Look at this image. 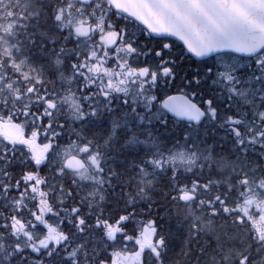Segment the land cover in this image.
<instances>
[{
  "label": "snow or ice",
  "instance_id": "1",
  "mask_svg": "<svg viewBox=\"0 0 264 264\" xmlns=\"http://www.w3.org/2000/svg\"><path fill=\"white\" fill-rule=\"evenodd\" d=\"M41 7L43 6L41 5ZM64 8V4L47 8L46 12L48 15L44 17L45 22L50 17L54 22L53 26L57 27L61 33L65 31L64 25L71 23L70 20H66ZM34 15L37 19L36 31L30 34L29 43L36 45V37L38 35L41 37L42 45L43 40L56 45L58 43L56 34H49L47 31L41 29L40 12L36 11ZM22 45V40H17L15 43L0 40V49L8 53L4 57L8 61V67H11L13 62L21 63V60L17 58L15 53L20 52ZM60 53H63L62 47ZM72 55L74 57L71 61L73 76L80 77L81 56L79 52H73ZM49 64L50 70L56 72V65L62 64L60 55L56 54L54 62L50 59ZM171 78L175 79L174 74H172ZM39 83H44L43 78L39 80ZM190 83L199 84L201 81L197 77L194 81H190ZM79 90L84 91L83 87H80ZM88 91H92V89H88ZM85 95H87V92H85ZM33 96L36 97L35 102L29 103L26 107L20 105L19 101L16 103V107H21L24 115L17 113L14 108L10 107V102L5 100L3 104H0V117L11 116L17 123L21 122V120H28L30 126L33 127L39 121L40 126L45 129V139L50 140V142L59 148L62 144L60 137H64L65 133L63 130L66 127V121L60 119L62 106L56 104L54 94L48 93L46 88L37 90L35 84L29 92V98L31 99ZM41 96L43 97L42 100L39 99ZM193 100H195V94H193ZM104 102L108 105L107 111H115L111 100L105 97ZM122 102L125 105L128 103L127 100ZM162 102V98L157 95L152 104L155 105ZM84 103L88 107V112L83 116L81 123L99 115V109L91 98L88 101H84ZM203 103L207 108L212 109V111H205L203 118L197 117L194 122L187 124L185 130L173 142L171 148H166L164 146L166 142L162 139L163 136L171 135L167 131L169 125L168 114H155L154 119L153 107H146L141 112L134 106L133 113L137 115V123L142 127L144 135L138 136L133 133L123 143L118 145L117 150H128L129 145L133 147L140 145L148 150V153L140 160L135 158L130 159L127 164V171L118 168L114 163L109 165L107 159L98 157L93 163L97 165L94 171L99 175V183L93 181L89 185L77 184L75 177H73L68 181L70 187H68L65 194L64 183L61 182L58 186V192L53 193L60 196L57 201L58 208H53L49 216L45 217V219H49L50 217L58 218L61 229L65 230L61 243L55 245V251L52 244H46L43 249L37 250H33L31 247L23 249L17 244V254L20 255L21 261L28 259L27 252L31 251L33 253L31 264H45L44 257L51 264H55L53 257L62 249L64 254L60 264H112L113 253L118 248H127L130 243H134L133 238L137 232L142 231L147 240L153 241L155 237L152 235L150 229L156 225V221H150L147 227L143 223L138 224L135 219L136 197L131 192L123 190V186L131 185L133 180L137 181L135 184L137 193L150 191L151 187H155L156 183L162 179L166 180L171 188L173 202L179 201L188 209L186 214L195 218L198 228L203 223L206 225V230L215 234L217 229L216 218L221 216L226 220L230 219L234 225L242 226L245 218L241 211V205L252 194L264 196V172L258 173L257 166L254 163L250 166L248 160L249 145L254 144L260 148H264V131L257 129L245 139L232 132L233 127L239 128V125L234 123V120L237 118L227 121V131L235 141L231 150L235 152L236 149H239V154L235 156V159L226 160L220 166L213 165L209 157L214 155L215 142H211L210 144L208 141V129L205 125L208 121L216 123V109L212 106L210 98L203 101ZM58 108L61 109L60 113L57 112ZM53 116H56L55 122L52 119ZM153 123L160 125L164 131L161 132L160 129H157L154 132L152 129ZM202 126H205L203 127V133H201ZM220 126L222 127V125ZM52 128L55 131L49 137L47 129ZM129 131H131L130 126ZM118 132L119 124L114 117L110 143L115 144L118 139ZM212 132L213 135L216 134L215 129H212ZM201 135L203 138H201ZM253 137L257 138L254 139ZM227 138V135L219 137L220 140H226ZM71 139L72 137H69V142H71ZM80 143L87 147L85 154L92 153L91 143L83 138V136ZM202 145L203 148H201ZM220 146L223 147L222 144ZM17 149L22 150V146H13L5 142L0 147V210H3V208L9 209L5 218L0 219V230L10 227V217L12 215L21 214L25 211L31 213L34 210L36 201L33 199L35 193L32 192V185L38 181L34 178L25 182L24 176L26 173L31 172L34 175L43 177L40 188L43 191H47L49 181L47 170L50 169L55 174L53 178L54 187L55 178L63 180L68 171L67 169H62L55 162L49 163L48 160L39 165L27 159L18 161L17 156L20 153ZM174 153H179V159L181 160H184L185 153H188L187 162L189 164H199V168L185 169L176 166L172 163V160L176 159ZM201 153L204 155V161H201L199 158ZM260 155L264 156V152H261ZM110 159L115 161L117 157L113 155ZM120 163L123 164L124 161L121 160ZM21 164L25 165V167H21ZM214 168L217 173H220L219 175L214 173ZM133 170V175L127 176V172H133ZM80 175L87 179L92 173L85 166ZM117 186H122L120 195L123 198V208L114 210L112 202L109 200L107 189H112L111 194L116 195L115 190ZM92 188H96L97 191L91 192ZM26 192L29 193V197L24 199L23 206L15 208V201L24 197ZM29 200H31V203H29ZM85 201L88 202L87 207L83 206ZM190 205L191 207H189ZM200 212L205 213L207 219H205V216H201ZM17 218L20 219L22 217L17 215ZM31 227L35 228L37 225L33 224ZM39 227H42V225ZM70 229H74L75 233H78L83 238L75 246H71L68 239V230ZM113 232H115V235H112ZM219 238V235H217V240ZM37 242L39 243L40 241ZM89 242L92 244L91 252L88 249ZM159 243L161 246L165 244V239L162 236L159 238ZM248 249L247 253H237L239 264H264V240H261L260 244L256 247L255 256L251 255V245L248 246ZM42 252L43 257H41ZM150 252L151 249H145V253ZM90 256L91 259H89ZM36 257L41 258L37 260ZM158 259L159 252L157 250V253L153 257V264ZM141 264H148L145 254L141 255Z\"/></svg>",
  "mask_w": 264,
  "mask_h": 264
},
{
  "label": "rangeland",
  "instance_id": "2",
  "mask_svg": "<svg viewBox=\"0 0 264 264\" xmlns=\"http://www.w3.org/2000/svg\"><path fill=\"white\" fill-rule=\"evenodd\" d=\"M28 1L30 0L24 2L27 4V6L24 7L22 11L25 10L27 14L25 17L28 18L29 24V21L35 18V12L39 11L41 14V11L38 9L32 10L34 6L31 4L29 6L30 2ZM39 1L42 3L45 0ZM9 2L10 0H0V8L2 5L7 6ZM68 2L69 3L67 4L66 8H64V13L66 16V20H70L71 23H66L64 25L65 31L63 33L67 31L69 34L65 35L67 36L66 40H68L70 37H76V29L81 24L80 22L84 21L85 19L90 22H87L86 24H91L93 28L91 39L88 42H79L80 49L84 50V53H86L80 65V77L73 76L71 64L70 66L67 65L68 69H65L64 65L66 63V58L60 57L62 60V64L56 65V70H59L57 73L58 77L56 81L53 84L43 85L42 87V84L39 83V80L43 78L41 76V73L43 71L40 70V67L38 68L34 66L35 63H42V61L40 62L41 59L35 56L34 61H30L29 57H27L25 54L27 50L26 47L29 46H26V44L23 42L20 52L15 53L17 58L21 60V63L18 64L16 62H13L11 64V67H8V61L4 58L8 53L0 49V104H3L5 100H8L10 102V107L14 108L16 111L17 101H19L20 105L25 107L29 103L35 102V96H33L31 99L29 98V92L35 84L37 90L46 88L48 93L54 94L56 104L62 106V114H60L61 120L65 118L70 125H77L78 127H80L81 124L84 125L85 121L83 123H81V121L83 119V116L88 112V107L86 103H84V101H88L89 98H91L93 101L96 100L103 102L104 105L108 107V105L104 102L105 94L108 93L110 96V98L108 99L111 100L112 106L114 105L113 108L115 109V111L111 112L108 121L105 122H111L112 124L110 126L113 128V119L115 117L118 121L119 129H121L123 126L128 128L130 124L131 131H129L128 128V133L131 132L130 135L135 133L138 136H143L144 131L142 127L137 123L138 117L133 113L134 106L141 112H143L144 108L146 107H153L154 117L155 114L163 115L164 112L159 111L157 108L158 105L162 106L163 102L153 105L152 101L155 100L157 95L160 96L163 101H165L166 98L170 95L166 94L169 89L173 87V84L176 83L171 78L172 74H174L175 79L178 83H183L185 81L183 75H181L180 73H174V70L170 68L171 65L168 60L172 58V55L169 54L170 58H168V56H166L165 58L163 54H158V58H156V55L151 53V55H153L154 57L152 58L151 56V59L149 60L148 54L150 53V51L148 47L142 46L139 40L141 37L138 36L137 31H132V33L129 32V28L126 25L119 27L118 30L121 31V35L123 36H121L117 48L113 52H109L106 46V41L108 37L116 30L115 26L111 27V23L107 21L108 14L104 11L105 9L102 7L103 4H98L97 2L93 1L90 6H85V4L89 3V0L88 3L86 0H68ZM78 5L80 7H78ZM42 15L41 19L43 18ZM52 24L54 25V22ZM16 25V21H13L11 23L8 18H2L0 15V40H7L11 43H15L17 40H20L19 30L18 28H16ZM23 28L26 27L24 26ZM51 28L55 30L54 33H57V27L53 26ZM29 36L30 35L26 37L28 41ZM36 48H38V46ZM66 49L67 48L63 49L64 53L72 54V52H67ZM57 54L63 53L57 52ZM51 59L54 60L55 57H51ZM143 63H145V65H143ZM210 65H214V70L218 72L215 78V82L217 84V89L220 92V95L226 97L229 95V98L231 99L233 97L232 94L237 92L241 98L243 97L245 100L248 98L249 100H252V103H255L253 104L254 106H252L255 107L254 110H252L254 111L253 114L255 118L253 119L255 120V123L242 125L244 123L239 122L237 124L239 125V128L233 127L232 132L247 139L249 135L256 131L258 127L259 130L264 131V57L255 62H245L232 57H220L218 58V60L213 61ZM241 70H244L245 72L244 74L240 73V75L237 72ZM240 78L243 79L242 82L239 80ZM83 81L86 85L83 84L84 91H80L79 88L81 86L79 85V83L82 84ZM200 81L201 83H207L206 76H202L200 78ZM184 83L189 84L186 82ZM88 89H92V91H88ZM85 92H87V95H85ZM25 96L26 98L24 100ZM39 99L42 100L43 97L41 96L39 97ZM124 100L128 101L127 105L122 102ZM195 101L202 105H205L196 97ZM95 105L99 106V104H97L96 102ZM118 107L121 109V111L117 109ZM106 109L107 108H105L104 110ZM206 110L208 112L212 111V109L207 107ZM217 110L222 109L218 107L216 108V111ZM57 112L60 113L61 109L58 108ZM17 113L23 115L22 110L17 111ZM96 118L98 117L96 116L95 119ZM244 118L247 117L245 116ZM0 119L8 121L10 120V116L0 117ZM52 119L55 122L56 116H53ZM21 122L24 137L20 141L14 142L8 139L0 140V147H2L3 143L5 142L13 146H22V150L17 149V151L20 153L17 156L18 161L27 159L39 165L44 163L45 159L48 158L49 163L55 162L62 169H64V164L68 159L79 158V156L82 155L88 157V155L95 154L96 156L92 155L89 157L91 159V163L95 167H97V165L94 164L93 161L98 157L104 159L107 153L109 154V157L107 156L109 159V165H111L112 162L119 161L118 159H120L119 153L115 152V149L111 148L112 143L109 142V138H111L112 133L107 140L101 141L100 145L94 144L89 140L88 137L83 136V138H85L92 145V153L85 154L87 151V147L86 145L80 143L82 138L81 134L75 133V131L71 135L65 133L64 137H60V140L62 141L61 146L57 148L54 143L50 142V140L45 139V129L38 125V121L36 122V125L34 127L30 126L28 120H22ZM210 126L213 129H216V126H214L213 123H211ZM241 126L246 130L240 129ZM152 129L154 132L156 131L154 128V123L152 124ZM227 129L228 124L227 127H225V125H222V127L220 126L217 131H225L228 133ZM67 130L68 127L66 126L63 131L66 132ZM54 131L55 130L47 129L48 136L51 137ZM69 137H72L71 142H69ZM253 138L256 139L257 137ZM116 141H118V139ZM201 148H203V146H201ZM256 149L264 150V148H260L254 144L250 145V153L254 152ZM50 150L52 153L51 155ZM128 150H134L137 153L141 151L148 153V150L140 145H136V147L129 145ZM113 155L117 157L115 161L110 159V157ZM174 156L176 157V159H173L172 163L179 167L185 169L199 168V164H189L187 162L188 153H185L184 160L179 159V153H174ZM215 157V155H211L209 157V160L213 165L220 166L226 162V159L220 157H217L214 161L213 158ZM199 158L204 161L203 153H201ZM21 167H25V165L21 164ZM88 169L89 172L92 173L89 178L86 179L85 177L81 176L80 173L73 176H70L68 175V173H66L63 180H61L60 178H55V187L53 185V178L55 174L52 170H47L49 178L47 191H43L40 188V183L43 181V177L34 175L31 172L25 174V182L34 178L38 181L36 184H34V186L36 187V191L33 192L32 190V192L35 193L33 199H35L36 201L34 206V209L36 211H32V215L28 214V216L30 217L28 220L29 224H35L37 225V227L33 228L30 226L29 228L26 223V225L15 229V231H13L11 235H3L2 239L0 237V264H23L22 262H25V264H31L30 259H33V254H30L31 251L27 252L28 259L21 261L20 255L17 254V244H19V246L23 249H28L31 247L33 250H37L43 249L45 247L43 246V240L45 236L40 231V222L35 221V214H38L40 216L41 214L39 212H42L45 214V216H49V213L53 208H58L57 201L60 196L59 194L53 193L58 192V186L61 182L70 181L73 177H75L77 184L82 183L83 185H89L93 181H96L97 179L99 180L98 173H95L94 171L95 168L89 165ZM214 173L217 175L220 174L216 171ZM132 182L134 186L133 184H131L130 186H132V188H135V184L137 181L133 180ZM109 190L110 188L107 189V191ZM96 191V188L91 189V192ZM66 192L67 188L65 189V194ZM135 192L137 191L135 190ZM28 197L29 193L26 192L24 194V197L19 198L15 201L14 207H22L24 199ZM49 201H51V203H49ZM29 203H31V200H29ZM83 206L87 207L88 202L85 201ZM112 206L114 210L120 209L118 206ZM189 207H191V205ZM184 211L187 212L188 209H185ZM241 211L245 218V222L241 227L248 226L249 228L253 229V234L258 238L256 243L253 242V245L258 246L260 244V241L264 240V196H258L256 194L250 195L249 199L246 200L243 205H241ZM199 214L201 216H205V213L203 212H200ZM186 218L188 221V228H190V230L192 229L193 232H200L205 228V224L203 223H201L198 228L195 218L191 217L189 214H186ZM49 219L51 220L53 226L58 225V218L50 217ZM135 219L138 224L143 223L145 227L149 225V221L142 222L140 218ZM14 220L16 221L17 218L14 217ZM219 222V220L216 221L217 229L215 235H219L223 239H227L226 242H228L229 245H233L235 247L233 248V251H229L227 249L226 251H222L226 263L231 264L232 259L236 258L238 250L237 248L243 245L241 244L240 246V243H244L245 241V234L243 232H236L235 230L237 227L233 228L232 233H226L227 230H223L224 228H222L224 226L218 228ZM150 230L153 236L157 235L158 228L156 227V225ZM210 233L213 234L211 231ZM237 233L239 236L243 234L240 243L237 242ZM74 236L77 242L83 239L79 234L75 233V231ZM10 238H13L14 241L9 242ZM156 238H158L159 241V237ZM133 239L134 241H143L144 246L142 247H145L147 238L142 231L137 232L136 236ZM37 241L40 242L38 243ZM127 248H129V246ZM88 249L91 252V242H89L88 244ZM154 254L151 257H154ZM16 255L18 256L17 258H15ZM215 255L219 257V262L217 261V256L214 257ZM215 255L211 256L210 259L205 260V263L202 262L200 264H226L221 260V253L218 252ZM145 257L148 256L145 255ZM89 259H91V256L89 257ZM234 261L235 263L237 262L236 260ZM112 264H141V254L138 256L137 254L135 255L134 252H130L127 250L126 252H122L117 250L112 255Z\"/></svg>",
  "mask_w": 264,
  "mask_h": 264
},
{
  "label": "trees",
  "instance_id": "3",
  "mask_svg": "<svg viewBox=\"0 0 264 264\" xmlns=\"http://www.w3.org/2000/svg\"><path fill=\"white\" fill-rule=\"evenodd\" d=\"M26 1L27 0H10L7 6L5 5L1 6L0 15L2 18H8V20L11 23L13 21L17 22L16 28H18L19 30V38L26 44V46H29V47H26L27 50L25 54L27 57H29L30 61L31 60L34 61L35 57H39L41 59L40 62L42 61V63H39V62L35 63L34 66L38 68L40 67V70L43 71L41 73V76L43 77V81H44V84H42V87H43V85L53 84L58 77L57 70L56 72L51 71L50 64H49L51 57L53 58L57 54L56 53L57 50L59 53L61 47L63 49L67 48L66 49L67 52H72V53L79 52L81 57L85 56L86 53L84 54L85 51L80 49V45H79L80 41H77L76 39L72 37L66 40L67 36L65 35H69L67 31H66L67 33L66 32L65 33L63 32L54 33L55 30L51 28L53 27V24H52L53 22L51 21L50 17L45 22L44 17L48 15L46 12L47 8H50L52 6H59L60 4H64L66 8L67 4L69 3L68 0H45L42 3L39 0L28 1L30 2L29 6L30 4L34 6L32 10L38 9L41 11V15L44 14L42 15L43 18L42 19L40 18L41 29L44 31H47L49 34H56V39L58 41L56 45H52L47 40H44L43 45H46V46H43L41 44V37L37 35L36 37L37 44L31 45L29 41L26 39V37L30 35L31 33H33L34 31H36L35 26L37 23V19L35 17L34 19L30 20L28 24V18L25 17L27 14L25 10L22 11V9L27 6V4L24 3ZM98 4H103L102 7L105 9L104 11L108 14L107 21L111 23V25H115L116 27L125 25L123 20L120 19L117 15H115L110 10L109 6L104 0L99 1ZM41 5L43 7H41ZM32 10H29V11H32ZM24 26L26 28H23ZM128 28H129V32L134 31L131 27L128 26ZM57 34H58V38H57ZM57 45H58V49H56ZM37 46L38 48H36ZM74 47H75V50H74ZM173 50L174 51L171 54L172 58L168 60L171 65L170 68L174 70V73H180L181 75H183L184 80H185L184 82L189 83V84H185L184 82L178 83L177 80L174 79L176 83L173 84V87L169 89L166 95L168 94L171 95L175 92H179V93H185L193 97V94H195V97L198 98L200 102H203L210 98L212 101V106L215 109L220 107V109L222 110L216 111L217 119H216V123H213V125L216 126V129H215L216 134L213 135V132H212L213 128L210 126V124L212 123L211 121L208 122L209 124L207 123L205 125L207 126V129H208L207 139L210 142V144L211 142H215V147H214L215 154L214 155L216 157L213 158L214 161L217 157H220L226 160L235 159V156L239 154V149H236L235 152L231 150L232 145L235 143L232 135L225 131L220 132L217 130L220 127V125H225V127H227V124H228L227 121L232 120L233 118H237L234 120L235 124H238L239 122L244 123L242 125L249 124V123H255V120L253 119L255 118L253 114L254 111H252L255 108V107H252L254 106L253 104L255 103H252V100H249L248 98L245 100L242 97L243 98L242 99L238 95L237 92L232 94L233 97L231 99L229 98V95L227 97L220 95V92L217 89V84L215 82V78L218 72L214 70L215 68L214 65L212 66L210 65L211 61L196 62L191 57H186L184 54L185 53L184 50L181 47H179L177 44H175ZM59 55L62 58H66L67 64L65 63L64 68L68 69L67 65L70 66L71 61L74 58L73 55L66 54L64 52L63 54H59ZM151 56L152 58L154 57L153 55H148L149 60L151 59ZM263 57L264 55L260 57L259 59ZM259 59L251 60L250 62H255V61H258ZM244 72H245L244 70H241V71H238L237 73L244 74ZM202 76H206L207 83H201V84L190 83V81H194L197 77L200 79ZM239 80L242 82L243 79L240 78ZM181 84H182V87H181ZM263 94H264V91H263ZM25 98L26 96L24 97V100ZM157 108L159 111H162L159 105ZM117 109L121 111L119 107ZM20 110H22L20 109V107H16V112ZM163 115H165V113H163ZM245 116L247 118H244ZM167 118L169 120L167 131L170 132L171 135L163 136L162 139L166 142L164 146L166 148H171L173 145V142L176 141L177 138L180 136V134L185 130L186 125L179 123L169 118L168 116ZM62 120L66 121V126L68 127V130L64 133L68 135H71L75 131V133H79L82 136H86L88 138L101 139L102 137L105 136L107 131H110L112 133V130H113L112 127H109L107 129L94 128L95 125H90V123L93 121L91 118H89L88 121H85L84 125L81 124L80 127H76V125L75 126L70 125L65 118H63ZM205 126H202L201 132H203V127ZM122 128L119 129L118 139L129 138L132 135V134L130 135L131 132L128 133L129 126L128 128L125 126H123ZM154 128L155 130L160 129L161 132L164 131L160 127V125L156 123H154ZM71 129H74V130H71ZM240 129H244V128L241 126ZM257 129H259V127ZM51 130H55V129L53 128ZM240 132H244V131H240ZM222 135H227L228 138L226 140H220L219 137ZM201 138H203L202 135H201ZM221 144L223 145V147L220 146ZM117 147H118L117 143L111 145V148L115 149V152L119 153L120 155V159H118L119 161L112 162V164L114 163L118 168L125 170V171H127V164L130 159L135 158L137 160H140L144 155L147 154L144 151L137 153L134 150L133 151L124 150V149L117 150ZM261 152H264V150L256 149L254 152L250 153V145H249V152H248L249 165L251 166L254 163L257 166L258 173L264 172V156L260 155ZM121 160L124 161L123 164L120 163ZM133 173H134V170L133 172H127V176H132ZM63 183H65L64 184L65 189L66 188L68 189V187H70V184L68 183V181L63 182ZM131 184H133V182ZM123 190L127 192H131L132 195L136 197V209H135L136 218L137 219L140 218L142 222L155 220L156 227L158 228L157 237L160 238L162 236L165 239V244L163 246L160 245V249H161L160 259L161 260L160 261L155 260L154 264H200L202 262L205 263V260L210 259L211 256H214L218 252L221 253L222 262L226 263L222 251H226V249L229 251H233V248L235 247L233 245H229L228 242H226L227 239H223L220 236H219L220 237L219 240H217V235H215L214 233L211 234L210 231L206 230V225H205V228L201 230L200 232H196V231L193 232L192 229L190 230V228H188L186 211H184L186 208L179 201L173 202L171 198V188L169 187V184L166 180L162 179L161 181L156 183L155 187H151L150 191H144L141 193H137L135 192L136 188H132V186L130 185L123 186ZM115 191H116V195L111 194L112 189L108 191L109 200L112 202V205L118 206L120 209H122L123 208V204H122L123 198L120 195L122 191V186H117ZM8 211H9L8 208H3V210H0V219H4ZM34 211L36 210L34 209L33 212ZM28 214L32 215L31 213L27 211L21 214L12 215L10 217V227L4 230H0L1 239L3 235H8V234L11 235L12 232L15 231V229H17L18 227H21L22 225H26V223H27V226L30 228L31 225L29 224V221H28L30 217L28 216ZM17 215H20L22 218L18 219ZM13 216L17 218L16 221L14 220ZM205 219H207L206 215H205ZM217 220L220 221L218 228L221 226H224L222 228H224L223 230H227L226 233L228 232L232 233L233 228L237 227L235 230L236 232H243L245 234L244 243H240L242 240L243 234L239 236L237 233V242L240 243V246L241 244H243L241 247L237 248L238 249L237 253L238 252L247 253L248 245H251V255L253 256L256 255L255 250L257 246H254L253 242L256 243L258 238L253 234V229L249 228L248 226L241 227V226L234 225L232 224L230 219L226 220L222 216L217 217L216 221ZM12 241H14L13 238H10L9 242H12ZM216 256L217 255H215L214 257ZM17 257L18 256L16 255L15 258ZM41 257H43V255H41ZM41 257H36V259L39 260ZM44 259H45V264H51V262L47 261L46 257H44ZM30 260L32 261V259ZM146 260L148 264H153V257L148 256L146 257ZM234 260H236L237 262L235 263ZM53 261L55 262V264H58V255H55L53 257ZM217 261L219 262L218 256H217ZM22 263L25 264V262H22ZM231 264H239V256L237 254H236V258L232 259Z\"/></svg>",
  "mask_w": 264,
  "mask_h": 264
},
{
  "label": "water",
  "instance_id": "4",
  "mask_svg": "<svg viewBox=\"0 0 264 264\" xmlns=\"http://www.w3.org/2000/svg\"><path fill=\"white\" fill-rule=\"evenodd\" d=\"M118 14L131 19L155 38L181 44L198 61L232 53L252 58L264 51V0H107ZM80 38L91 36L90 26L77 29ZM119 34L109 36L113 49ZM175 119L192 123L205 112L184 95H174L163 105ZM0 135L22 138L20 126L0 122ZM69 172L84 168L80 159L65 164ZM52 231V230H51Z\"/></svg>",
  "mask_w": 264,
  "mask_h": 264
},
{
  "label": "flooded vegetation",
  "instance_id": "5",
  "mask_svg": "<svg viewBox=\"0 0 264 264\" xmlns=\"http://www.w3.org/2000/svg\"><path fill=\"white\" fill-rule=\"evenodd\" d=\"M87 1V3H88V0H86ZM93 1H95V0H89V3H91V2H93ZM88 3V4H89ZM123 22H125V25H127V26H129V27H131L134 31H137V33H138V36H140L141 38L139 39L140 40V43L142 44V46H145V47H148V49H149V51H150V53L148 54V55H151V53H153V54H155L156 55V58H158V54H163L164 56H165V58H166V56H168V58H170L169 57V54H172L173 53V49H174V46H175V43H173L172 41H170V40H163V39H156V38H153V37H151L148 33H146L143 29H141L138 25H136L135 23H133V22H131V21H129V20H124ZM115 30H118L116 27H115ZM132 33V32H131ZM123 34V33H122ZM123 36V35H122ZM57 38H58V34H57ZM57 49H58V45H57V47H56ZM186 57H188L187 56V54L185 55ZM84 59V57H81V60H83ZM143 65H145V63H143ZM86 85L85 84V82L83 81V83L81 84V83H79V85L81 86V87H83L84 85ZM105 97L106 98H110V96H109V94L108 93H106L105 94ZM97 104H99V106L97 105V107H98V109H99V115H97V117L98 118H96L95 119V117L94 118H92L93 119V121L90 123V125H95V127L94 128H105V129H107V128H109V127H111L110 125L112 124L111 122L109 123V122H105V121H108V119H109V117H110V114H111V112H109V111H107V110H104L105 108H107L105 105H104V103L103 102H101V101H96V100H94ZM112 107H114V105L112 106ZM159 107L160 108H162V106H160L159 105ZM89 124V123H88ZM38 125H40L39 124V121H38ZM129 126L131 127V125L129 124ZM76 127H78L77 125H76ZM111 134V132L110 131H107V133L105 134V136L104 137H102L101 139H99V138H89V140L91 141V142H93L94 144H96V145H100V142L101 141H104V140H107L108 138H109V135ZM110 139V138H109ZM115 143H118V141H116ZM92 155H95V154H92ZM92 155H88V157H86V156H84V155H82V156H79V158L80 159H82L85 163H86V167L87 168H89V165H91L92 167H94V168H96L92 163H91V159L89 158L90 156H92ZM96 156V155H95ZM109 157V154L107 153L106 155H105V157H104V159H107L108 160V162H109V159H108V157ZM45 160H48V158L47 159H45ZM109 164V163H108ZM79 174V173H78ZM68 175H70V176H73V175H77V174H69L68 173ZM97 179V178H96ZM96 182L97 183H99V180L97 179L96 180ZM36 187L33 185V187H32V190H33V192H35L36 191V189H35ZM95 189V188H94ZM41 215V220L39 221L40 223L39 224H41L42 225V227H40L41 228V232H42V234L45 236L44 237V240H43V246H45L46 244H52L53 245V250L55 251V245L56 244H59V243H61V241H62V238H63V232L65 231L64 229H61V227H60V225H59V222H58V225H54L55 227H56V232H54V233H51V234H48V232H47V230L43 227V225H44V223L45 222H50L51 223V220L50 219H45V214L44 213H42V212H39ZM52 224V223H51ZM69 231V236H68V239H69V241H70V244H71V246H75L76 245V243H77V241H76V238H75V236H74V229H70V230H68ZM78 234V233H77ZM112 235H115V232H113L112 233ZM79 239V238H78ZM146 243V242H145ZM150 244H152V243H146L145 244V247L143 248L142 246H144V243H143V241H141V240H136V241H134V243H130L129 244V250L130 251H134V253H135V255L137 254L138 256L141 254H145V255H147V256H152L154 253H155V251H156V249H157V247L158 246H154V244L153 245H150ZM142 247V248H141ZM149 247V248H148ZM145 249H151V252L150 253H145ZM118 250L119 251H122V252H126V250H128V248H123V247H121V248H118ZM63 250L61 249V250H59V252H58V261H60L61 262V258H62V256H63ZM41 255H43V253H41ZM83 259V258H82ZM60 262H58V264H60Z\"/></svg>",
  "mask_w": 264,
  "mask_h": 264
},
{
  "label": "bare ground",
  "instance_id": "6",
  "mask_svg": "<svg viewBox=\"0 0 264 264\" xmlns=\"http://www.w3.org/2000/svg\"><path fill=\"white\" fill-rule=\"evenodd\" d=\"M124 140H125L124 138H120V139H118V143H117V144L119 145V144L123 143Z\"/></svg>",
  "mask_w": 264,
  "mask_h": 264
}]
</instances>
